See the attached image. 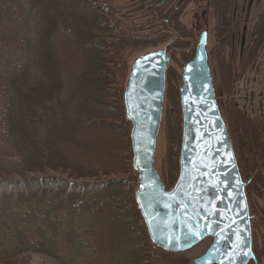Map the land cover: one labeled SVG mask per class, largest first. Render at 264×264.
I'll list each match as a JSON object with an SVG mask.
<instances>
[{"label": "trees", "instance_id": "obj_1", "mask_svg": "<svg viewBox=\"0 0 264 264\" xmlns=\"http://www.w3.org/2000/svg\"><path fill=\"white\" fill-rule=\"evenodd\" d=\"M30 1L0 0V264H27L33 253L58 264H158L134 200L123 87L128 54L164 41L160 31L167 27L180 37L172 45L179 58L171 52V61L182 66L192 58L191 35L178 21L188 0L179 7L171 0L128 6L66 0L44 8L36 31L26 34L19 27L27 23ZM236 1H210L215 45L209 56L246 194L264 199V119L248 117L233 96L234 84L264 45V8L243 40ZM27 37H42L47 48ZM34 45L37 80L11 66ZM49 45L58 47L52 53ZM165 81L174 122L163 179L169 186L178 169L180 75L169 67ZM53 84L60 94L66 84L80 86L74 99L58 106ZM81 95L85 103H79ZM118 172L126 178H96Z\"/></svg>", "mask_w": 264, "mask_h": 264}, {"label": "water", "instance_id": "obj_2", "mask_svg": "<svg viewBox=\"0 0 264 264\" xmlns=\"http://www.w3.org/2000/svg\"><path fill=\"white\" fill-rule=\"evenodd\" d=\"M170 57L165 49L148 50L133 59L123 90V107L130 122L131 168L137 176L134 200L152 245L166 252H184L212 235L206 218L212 214L221 180L230 186L227 223L218 240L193 264H213L222 238L232 226L230 251L218 264H245L250 229L244 187L227 125L219 108L207 50V32L199 34L192 58L180 72L181 113L179 170L166 189L155 167ZM209 193H212L209 196Z\"/></svg>", "mask_w": 264, "mask_h": 264}, {"label": "rangeland", "instance_id": "obj_3", "mask_svg": "<svg viewBox=\"0 0 264 264\" xmlns=\"http://www.w3.org/2000/svg\"><path fill=\"white\" fill-rule=\"evenodd\" d=\"M39 1L40 0H31L29 2L30 14H29V17H27L28 18L27 23L26 25L19 27V29L20 30L22 29V31L26 34L29 31L32 33L36 31L37 24L42 18L41 12L44 8H48L51 5H56V4L63 5L64 3H66V0H62V1L56 0V2L54 0H50L49 3L45 4L44 6H41L38 4ZM132 1L134 0H106V2H108L109 4L116 5V6H124V5L128 6L130 3H132ZM210 1L211 0H190L189 3L186 5L180 17L181 23L195 35L196 42L198 40V34L200 32L202 31L207 32V50H208L209 55L212 52L214 45H215V39H214V34H213L214 19H213L211 8H210ZM236 7L238 9V20L240 24L238 30H239L240 35H243V40H246L248 38L249 31L251 29L252 24L254 23L256 19L257 14L261 12L262 9L264 8V0H237ZM19 25H21V23H19ZM25 26H27V28ZM155 30H161V28L158 27ZM160 33L163 34V31L161 30ZM41 40H42V37H38V39L34 41L31 38L27 37V43L33 44V43H36L35 41L39 42ZM173 40H174V36L170 32V35L168 36V38L158 43L156 46H146L136 51L130 52L127 57V65H128L127 74H128L129 66L135 57L153 48H165L167 43H170ZM39 44H40L39 45L40 49L44 50L47 48V46L43 44L42 41ZM57 47L53 45L52 46L49 45V48L52 51V53L57 49ZM37 58H38V51L34 45V47L29 48L28 53H26V55H24L22 58L16 59L17 61L15 60V62L11 66L15 67L19 71L29 73L31 77H33V79L37 80V78H39V73L37 72L39 68H37V65L35 66V63L37 62L36 61ZM176 58H179V55H176ZM209 61H210V67L212 71L217 101H218L221 113L223 115V118L225 120V116L223 112L224 96H222L219 91L215 63L212 59H210V56H209ZM171 66L177 72H180V66L178 64H176L175 62H171ZM247 71L248 73L246 72V74L245 73L243 74L244 79H245L244 81H246L247 83H250L251 88H254V90L251 91V95L253 96L254 104H256V102L260 104V108L246 115L250 117L251 119H253L254 121L262 120L264 119V45L260 49L255 61L253 62V64ZM127 74H126L124 81H126ZM243 75L241 77H243ZM239 79L237 81H239ZM124 85H125V82H124ZM79 86L80 85H77V84H74V85L66 84L65 92L60 94L56 91L55 84H53L52 87H50V90H51V93L54 94L53 99L55 101V104L58 106L60 102H63L64 104L65 102L64 100H66V98L74 99L76 95L78 94V91L76 89ZM179 86H180V81H179L178 87ZM241 86L242 85H238L237 87L239 92H242ZM72 87L73 89H71ZM85 98H86L85 95H81L79 99L80 101L79 103H85ZM168 100H169L168 96L165 93L163 107H162L161 127H160V131L157 137L155 159H154L156 170L162 180L164 179V176L167 172L166 170L167 169V152L169 150L168 148L171 145V141H172L169 137L170 127H174L173 125L174 122L172 119V112L170 111L171 105ZM237 105L239 106L238 102H237ZM225 123H226V120H225ZM180 134H181V117H180ZM179 146H180V140L177 146L178 152H179ZM73 155L75 157L76 156L79 157L77 153H74ZM45 174L66 176L65 174H62L59 172L54 173L52 171H47ZM113 176L126 178L127 174L120 173V172L112 173L109 176L101 174L100 176L96 178L99 180H103L107 177H113ZM9 178H17V177L12 176ZM94 179L95 178H88L86 180L92 181ZM80 180L82 179H78V181ZM136 186H137V176H136V181H135L134 192L136 190ZM250 202L252 204L253 211L259 212L260 216L263 217L262 224L264 228V202L260 198H256L254 196L250 197ZM204 244L205 242L187 251L179 252V253L166 252L159 248H155V254L159 262L158 264H193L192 259L198 256L199 253L202 252L205 246ZM27 264H58V263L55 260L45 255L33 253V254L28 255Z\"/></svg>", "mask_w": 264, "mask_h": 264}, {"label": "flooded vegetation", "instance_id": "obj_4", "mask_svg": "<svg viewBox=\"0 0 264 264\" xmlns=\"http://www.w3.org/2000/svg\"><path fill=\"white\" fill-rule=\"evenodd\" d=\"M149 1H151V0H149ZM183 1L184 0H171V5L175 4V7H179L182 5ZM189 1L190 0L187 1V3L184 5L182 11L180 12V14L178 16V21L186 29V31L191 35V41L190 42L194 43L193 44V53H194V49H195V46L197 44V42L195 41V35L191 31H189L180 21V17L182 15L186 5L189 3ZM165 3H166V0H161L160 5L165 4ZM165 21L168 22V20H165ZM170 32L173 34L174 40L170 43H167L166 47L163 48V49H165L166 53L170 57V65L168 66V68L172 67L171 66V62H172L171 61V52H177V53H175V56H176V55H179L178 52L180 51L179 48L172 46L175 43V41L180 38L179 35L174 30L167 27L166 30L163 31V34L160 33V35H166L167 36L166 39H167L168 36L170 35ZM199 34H198V37H199ZM153 49H157V48H153ZM183 64H182V66H183ZM182 66H180V72H181ZM180 72H178V73L180 74ZM178 158H179V152H178ZM177 161H178V159H177ZM178 170H179V162H178L177 174H178ZM241 178H242V176H241ZM176 179H177V177H176ZM176 179H175V181H176ZM242 180L244 182H247V184H248V181H245L243 178H242ZM175 181L173 182V184L175 183ZM163 184L167 190L173 186V184L166 186L164 181H163ZM247 184H246V186H247ZM246 186L244 187V193H245V198H246V202H247L248 217H249L250 252L253 256L252 257L249 256L246 259L245 264H264V228H263V224H262L263 223V217L260 216L259 212L253 211V207H252V204L250 202V197H248L246 194ZM229 190H230V186L222 180H221V183L218 186V188L214 189L215 196H214V203H213L212 208H211L212 214L206 218V220L208 222V229L211 231L212 235L207 236L201 242H199L198 244H196L194 246V247H196V246L205 242V244H204L205 246H204L202 252L199 253L198 256L202 255L207 250V248L210 247L215 242V240H218V233L221 232V230H223V228H224L223 226L228 221V218H227L228 212L225 210L226 209V203L225 202L228 199ZM211 195H212V193H209V196H211ZM260 199L264 202V199H262V198H260ZM229 224H230L229 228L225 232V234L222 238L223 239L222 243H221L220 248H219V252H218L219 258L217 259V262H214L213 264H218L219 261L222 260V258L224 256H226V254L231 249L232 228H233L232 224H233V222L230 221ZM194 247H192V248H194ZM198 256H196V257H198ZM196 257H194V258H196ZM193 259H192V262H193Z\"/></svg>", "mask_w": 264, "mask_h": 264}, {"label": "crops", "instance_id": "obj_5", "mask_svg": "<svg viewBox=\"0 0 264 264\" xmlns=\"http://www.w3.org/2000/svg\"><path fill=\"white\" fill-rule=\"evenodd\" d=\"M248 73V71H246ZM245 72V74H246ZM244 75L237 81V83L233 87V94L239 104V107L244 111L245 114H250L253 111H256L260 108V104L256 102L254 104L253 96L251 95V91L254 90V88H251L250 83H247L244 81ZM238 85H242L243 88L241 89L242 92H239L237 87Z\"/></svg>", "mask_w": 264, "mask_h": 264}]
</instances>
